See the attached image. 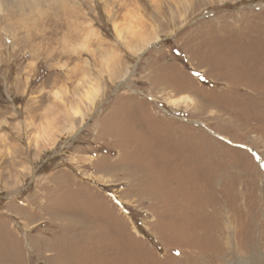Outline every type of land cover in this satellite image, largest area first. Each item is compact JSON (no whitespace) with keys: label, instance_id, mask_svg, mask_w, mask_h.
<instances>
[{"label":"rangeland","instance_id":"obj_1","mask_svg":"<svg viewBox=\"0 0 264 264\" xmlns=\"http://www.w3.org/2000/svg\"><path fill=\"white\" fill-rule=\"evenodd\" d=\"M0 264H264V0H0Z\"/></svg>","mask_w":264,"mask_h":264},{"label":"crops","instance_id":"obj_2","mask_svg":"<svg viewBox=\"0 0 264 264\" xmlns=\"http://www.w3.org/2000/svg\"><path fill=\"white\" fill-rule=\"evenodd\" d=\"M183 92H187V91H183ZM184 95H186V93L185 94H180V98L179 99H175L174 102L182 101V99H183L184 102H189L191 100V98L188 95H186V96H184ZM181 96H183V97H181Z\"/></svg>","mask_w":264,"mask_h":264}]
</instances>
